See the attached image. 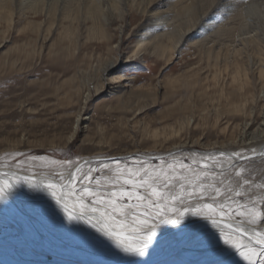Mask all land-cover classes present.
Returning <instances> with one entry per match:
<instances>
[{
    "label": "snow or ice",
    "instance_id": "obj_1",
    "mask_svg": "<svg viewBox=\"0 0 264 264\" xmlns=\"http://www.w3.org/2000/svg\"><path fill=\"white\" fill-rule=\"evenodd\" d=\"M152 6L162 7L155 0ZM49 7L68 5L52 0ZM127 7L108 0L103 11L122 16ZM185 8L191 28L198 11L213 9L208 18L221 6L200 0ZM248 11L264 16V9ZM122 59L104 65L105 88L131 79H108ZM5 156L13 160L0 171V264H106L88 255L100 257L103 246L131 264H264V147L95 159L19 150Z\"/></svg>",
    "mask_w": 264,
    "mask_h": 264
},
{
    "label": "bare ground",
    "instance_id": "obj_2",
    "mask_svg": "<svg viewBox=\"0 0 264 264\" xmlns=\"http://www.w3.org/2000/svg\"><path fill=\"white\" fill-rule=\"evenodd\" d=\"M155 2L162 7H153V0H123V4L128 7L122 8V16H114L103 11L108 6V0H60L61 4L68 5L66 9L50 8L52 0H0V25L12 28L17 23L16 12L20 16H25V33L31 29L37 34L34 42L25 43V54L29 57L39 48L42 53L45 42L56 33L60 38L56 40L57 42L71 43L74 50H77L82 39L86 43L102 42L111 48V52L112 49L116 51L121 49L116 56L114 55L116 59L122 56L124 29L137 25L135 29L133 28V31L137 32L135 37L137 41L132 51L136 55L141 54L145 57L147 53L164 64H169L176 55L183 57L185 51L196 60L189 62V67L181 75L170 77L166 82L170 92L184 88L187 98L177 102L179 104L176 105H179L183 112L178 118L180 125L172 127L169 132V139H178L163 153L177 148L202 151L224 146H228L230 150L256 146L259 151L264 147L260 142V137H264V16H251L248 9L249 7L264 9V0H250L249 4L244 0H217V4L221 6L220 13L206 18L213 9H208L203 15H199L198 11L199 18L191 28L187 27L185 6H194L200 0ZM84 4L92 7H83ZM39 39L43 40L41 44H38ZM114 56L108 55L99 59L94 70L101 74L96 78L93 73L92 75L88 71L85 72L86 75L84 73L86 78L82 80L83 86H88L84 97L85 105L91 97L92 79L96 80L97 91L105 88L104 65ZM128 62L130 61L126 60L124 64ZM117 68L119 65L109 73ZM141 88L143 89L140 97H143V100L150 92L154 96L158 95V84H149L147 87L142 85ZM80 90L81 87L76 90L77 93ZM195 93L208 102L203 103L204 100H201L200 104L195 102L193 99ZM119 100L123 107L132 106L130 99ZM85 119L82 114L78 115L73 131L75 135L72 133L71 139L78 136ZM224 120L225 124L220 130L222 140L217 138L212 143L210 141L204 143L202 138L194 139L189 134L182 139L184 136L182 132L196 130L211 121L221 127L220 124ZM160 135L159 130L154 131V136ZM136 151L139 150L118 156ZM158 152L156 153L163 154ZM90 158L95 159L96 156ZM0 171H7V168L0 167ZM88 255L101 258L106 264H131L106 246H103L100 257H96L91 251ZM164 257L168 256L160 255L156 259L163 261L161 259Z\"/></svg>",
    "mask_w": 264,
    "mask_h": 264
},
{
    "label": "rangeland",
    "instance_id": "obj_3",
    "mask_svg": "<svg viewBox=\"0 0 264 264\" xmlns=\"http://www.w3.org/2000/svg\"><path fill=\"white\" fill-rule=\"evenodd\" d=\"M15 18L17 23L12 28L0 25V162H3L0 167L13 160L5 153L16 150L63 160L77 156H118L135 150L163 153L178 139H169V132L180 125L178 118L183 112L176 104L185 100L187 93L184 88L170 92L166 82L186 71L189 62L196 61L194 56L184 51L183 57L176 55L171 63L164 64L146 53L145 57L139 54L124 64L125 56L133 55L137 41L133 28L137 25L125 28L121 51L124 59L117 70L108 73V79L117 73L125 75L122 79L127 80V76L131 79L100 91L96 90V80L92 79L91 97L85 105L88 88L82 82L85 72L93 73L96 78L101 74L94 70L99 59L116 56L121 49L111 52L102 42L86 43L82 39L74 50L71 43L57 42L60 38L55 33L45 42L42 53L39 48L29 57L25 54V43L34 42L37 34L31 29L25 33V16L16 12ZM55 41L57 44L52 46ZM149 84H158V95L150 92L152 95L148 93L143 100L141 87ZM80 87L82 90L77 93ZM97 93L100 94L97 96ZM198 95L193 94V99L200 104L204 97ZM119 98L130 99L133 107H123ZM79 114L86 119L78 136L69 140ZM225 121L221 122V127L211 121L196 130L182 132V139L189 134L194 139L202 138L204 143H212L217 138L222 140L220 130ZM155 130L161 132L159 137L154 136Z\"/></svg>",
    "mask_w": 264,
    "mask_h": 264
}]
</instances>
